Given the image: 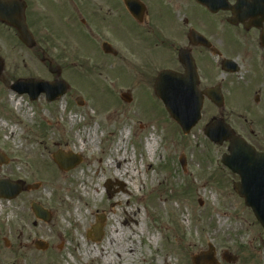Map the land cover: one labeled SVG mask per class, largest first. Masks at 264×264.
Segmentation results:
<instances>
[{"label": "rangeland", "instance_id": "1", "mask_svg": "<svg viewBox=\"0 0 264 264\" xmlns=\"http://www.w3.org/2000/svg\"><path fill=\"white\" fill-rule=\"evenodd\" d=\"M162 1H157L158 17L166 24L161 27L173 32L176 28L173 6ZM44 13L42 22H49ZM117 13L124 23L125 15L118 10ZM207 23L216 22L209 17ZM216 26L218 30L226 28ZM7 36L0 34V60L3 61L0 72V152L8 159L0 165V178L39 183L37 192L42 195L44 205L53 211V219L41 223L40 227H32L33 217L24 212V222L30 226L27 231L36 232L52 244L54 252L39 253L29 243L28 249L21 250L23 255L18 258L19 264H102L103 249L108 255L114 249L122 253L120 259L113 255L112 264H193V255L206 250L208 244L214 246L221 264H264L263 229L232 187L238 176L220 161L227 143L213 144L202 132L204 125L218 117L220 112L205 100L201 119L188 134H183L155 98L151 76L154 78L158 71L152 69L161 64L158 62L159 52L166 51V47L147 49L142 43L133 50L122 48L115 41L111 45L117 54H103L99 48L90 46L87 37L55 25L39 32L43 41L38 45L41 50L37 47L28 50L1 41ZM147 41L154 45L155 38L150 35ZM40 57L44 61L41 62ZM48 66H59V75L48 71ZM148 66L152 73L150 80L138 74ZM28 77L63 80L69 87L64 95L51 102L46 101L43 94L31 101L27 94L10 89L15 80ZM126 91L131 97L129 102L120 98V93ZM11 94L15 99H21L20 108L13 106ZM76 97L82 98V105H78ZM251 98L252 95L247 103L252 101ZM223 113L237 134L251 143L250 131L253 130L257 137H262V144L263 130L255 124L251 126V116L241 109L240 102L235 101ZM240 115L247 122L240 119ZM94 126L98 128L95 142L85 144L83 153L75 152L74 146L81 147L79 136L85 137ZM125 129L128 133L124 146L117 151L118 155L125 157V162L120 163L118 171L124 173V177L128 176L133 151L134 165L142 174L138 176L136 193H122L119 184L106 193L102 176L105 164L110 149L114 148ZM148 138L157 142L151 168L144 164ZM31 149L36 155L29 153ZM58 150L77 153L81 160L72 169L61 170L52 158ZM88 151L93 153L91 157L87 156ZM182 154L184 168L179 163ZM112 166L117 167V163L113 162ZM150 174H154L152 186L149 184ZM60 175L66 177L68 193L65 197H60L59 188L54 186ZM80 176L89 201L77 212L66 200L76 201L81 191L77 180ZM98 181L102 193L94 196L91 187ZM158 198L167 203L165 217L157 210ZM64 202L67 206L63 218ZM10 209H13L12 205L6 199H0V228L5 233L10 226H17L19 231L23 224L19 218L13 221ZM100 216L104 217L103 235L93 245L85 240V228H81L78 221H84L88 228ZM150 219L153 225L166 226L160 227L156 233L158 239L146 246L148 235L145 229L148 225L150 227ZM139 226L143 227V234L137 232L127 240V230ZM111 231L119 232L114 244L109 242ZM9 241L12 245L16 243ZM127 248L133 250L132 254L127 253ZM225 250L238 260L233 263L223 261L221 253ZM12 255L13 252L4 248L0 241V264H8Z\"/></svg>", "mask_w": 264, "mask_h": 264}, {"label": "flooded vegetation", "instance_id": "2", "mask_svg": "<svg viewBox=\"0 0 264 264\" xmlns=\"http://www.w3.org/2000/svg\"><path fill=\"white\" fill-rule=\"evenodd\" d=\"M157 1L0 0V34H8L1 41L27 48L19 39L18 30L9 22L11 19L22 18L33 36L29 42L38 50H41L38 45L43 42L39 32L54 25L87 37L91 47L101 50L104 47L111 49V43L115 41L122 48L130 47L133 50L142 43L147 49L166 47V51L159 52L158 58L161 63L159 65H166H157L156 69H152L154 72L163 68L183 71L178 53L184 50L191 54L196 65L199 88L203 90L215 86L220 91L224 101L223 108L219 109L221 115L224 117L225 109L234 105L235 101L240 102L241 109L251 116V126L255 124L264 132V39L263 44L260 43L261 34L264 38V20L262 27L245 29L240 23H228L230 11L211 13L196 0H163V3L173 6L172 16L176 28L169 32L161 27L166 24L158 17ZM230 3H235V0ZM117 10L125 15L124 23ZM43 13L49 22H42ZM206 16L216 23H207ZM216 24L220 27L225 25L226 28L218 30ZM192 30L205 37L211 45L205 47L195 44L190 38ZM150 35L155 38L154 45L147 41ZM45 43L48 44V41ZM138 74L150 80L152 73L148 66ZM251 95L252 101L247 103ZM239 118L247 122L241 115ZM250 132L253 140L251 143L258 149L264 148V141L260 145L262 137H257L253 130ZM28 185L23 182L24 190L8 200L13 207L9 210L13 221L17 218L23 221L19 231L16 230L17 226L8 227L6 233L0 228V241L3 244L7 242L4 248L13 252L10 264H19L16 260L23 255L21 250L28 249L29 243L33 246L34 241L41 238L36 232L27 231L29 225L24 222V212H28V217H33L32 227H40L43 223L32 211L33 205L47 209L53 219V211L44 205L42 195L37 192L38 188L30 189ZM10 239L16 243L12 245ZM47 245L44 251L35 250L39 253L54 252L52 244L48 242Z\"/></svg>", "mask_w": 264, "mask_h": 264}, {"label": "water", "instance_id": "3", "mask_svg": "<svg viewBox=\"0 0 264 264\" xmlns=\"http://www.w3.org/2000/svg\"><path fill=\"white\" fill-rule=\"evenodd\" d=\"M208 9H230L232 17L230 22H241L246 28L254 25L260 26L264 18V6L262 0H237L234 6L228 4V0H197ZM20 31L21 39L26 40L27 34L19 22L14 23ZM196 42L208 45L202 38ZM263 39L261 37V43ZM108 52L107 48H104ZM180 60L184 65V72L178 73L170 70L161 71L154 83V92L162 101L170 116L180 125L183 133H188L198 122L201 116V108L204 94L216 105L222 104L221 96L214 92V89H207L203 92L198 90V76L194 63L190 56L186 57L181 52ZM2 63L0 62V71ZM59 74L58 67L50 69ZM18 93H28L30 99H36L41 92L46 93L48 100L62 95L67 85L66 83L54 80L53 82L40 81L35 79L19 80L12 86ZM121 97L125 101H130L128 93H122ZM79 104L82 99L77 98ZM204 134L214 143L222 144L229 141L228 153H224L221 162L232 172L237 173L240 181L233 184L235 191L244 198L245 204L250 207L264 228V151L257 152L244 139L237 136L232 129L226 125L222 119L217 118L208 123L204 128ZM54 159L62 169H69L79 162V157L72 154L65 156L61 153L54 155ZM3 160L0 159V163ZM180 163L185 164L184 156ZM21 191V185L7 179L0 180V197L11 198ZM35 214L45 221L49 220L47 211L37 206H33ZM36 248L44 249L42 241L35 242ZM213 248L209 247L206 252H201L194 257V264H215ZM227 259H234L227 256Z\"/></svg>", "mask_w": 264, "mask_h": 264}, {"label": "bare ground", "instance_id": "4", "mask_svg": "<svg viewBox=\"0 0 264 264\" xmlns=\"http://www.w3.org/2000/svg\"><path fill=\"white\" fill-rule=\"evenodd\" d=\"M10 100L13 104L14 107H16L17 109L20 108V104H21V99H15L14 95L11 94L10 96ZM73 117L70 118L71 121H73ZM97 126H94L92 129H90L88 131V133H86L85 137L82 138V136H79V142L81 144V147H73V150L77 153H83L85 151V148L83 147L85 144L86 145H90L93 144L95 142L96 136H97ZM127 130H123L121 132V136L117 142V144L114 146V148H111L110 150V157L108 159V161L105 164V172L102 175L104 178V183L106 184L109 180H112L115 184H121V191L122 193H136V188H137V183H138V176L140 174H142V172L137 169L134 165V152L132 151V159L129 161V167L131 168L129 171L128 169L126 171H128V176L124 177V173H121L118 171V167L120 166L121 162H125V157L120 156L117 154V151L122 149L124 146V138L127 135ZM156 140L152 139V138H148L145 141V149L147 152V156L145 158V167L151 168L152 166V157L153 154L155 153V147H156ZM30 154H34L36 155V151L34 149H31L29 151ZM92 152L88 151V155L89 157L92 156ZM115 155L114 158H112L111 155ZM116 162L117 163V167L113 168L112 163ZM143 161H141V165H142ZM142 167V166H141ZM140 167V168H141ZM21 172H23L21 170ZM153 178H154V174H150V179H149V184L152 186L153 184ZM79 181V187L81 189V191L78 192L77 196H76V201L75 202H71L70 199L66 200L68 202V204L70 206H73L75 208V210L78 212L82 207L87 206L88 205V201H89V197L87 195V188L85 187V183L82 180V177L80 176V178L77 179ZM54 186L59 188V195L60 197H65L68 193V189L66 187V177L64 175H60L56 178ZM47 189V188H46ZM91 189L94 191V196H97L98 193L101 191L100 189V182H96L95 184H93V186L91 187ZM114 189V184L111 185L110 189L106 188V192H110ZM102 193V191H101ZM118 193V192H117ZM119 195V194H118ZM121 195V194H120ZM119 195V197H120ZM114 198H116L115 196H113ZM112 199V197L110 198V200ZM140 201L142 202V200L140 199ZM166 202L162 201L161 199H157L156 200V207L157 210L159 209V211H162V217H165V211L164 209L166 208ZM113 207V204H111ZM67 206V203L64 202L62 204V217L64 218V214H65V208ZM151 208H154L153 204H151ZM112 211V210H111ZM143 211L146 213V209H143ZM147 214V213H146ZM79 222V226L81 228H85V231L87 233L90 232V228H86V223L84 221H78ZM150 224L152 225L151 229L149 230V225L146 227L145 229V233L148 235L146 237V246L147 245H151L153 244L157 239L158 236L156 235V233L154 232L155 230L153 229L154 226L152 223V220L150 219ZM159 227H163L166 226L163 224H159ZM117 232V233H116ZM137 232H139V234H143L144 230L142 226H139L138 228H135L134 230H127V234H126V239L130 240V237L134 236L135 234H137ZM119 232L115 231L114 233L110 234V238H109V242H111V244L116 243V238ZM86 241L92 243L93 245L97 243V241L93 240L91 237V234H89V236L85 239ZM85 246L84 241H82V247ZM103 249V248H102ZM127 253L132 254L133 250L131 248H127ZM104 254V260L102 262V264H112L111 262H113L114 256L117 258H121L122 253L118 250V249H114L113 251L110 250L109 255L107 254V252L103 249L102 250ZM114 255V256H113Z\"/></svg>", "mask_w": 264, "mask_h": 264}]
</instances>
